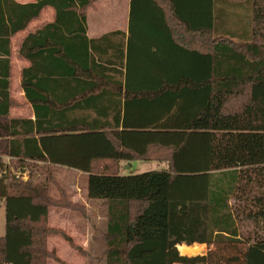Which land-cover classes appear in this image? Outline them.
<instances>
[{"label":"trees","instance_id":"16d2710c","mask_svg":"<svg viewBox=\"0 0 264 264\" xmlns=\"http://www.w3.org/2000/svg\"><path fill=\"white\" fill-rule=\"evenodd\" d=\"M96 1L0 0V264H46L53 235L87 255L48 225L53 207L86 209L42 183L9 180L4 156L88 174L87 197L108 204L106 264H264V0H221L205 16L175 9L189 40L169 28L166 44L145 32L126 50L106 43L118 32L88 38ZM141 1L132 0L131 29L154 22L136 15ZM46 7L54 20L19 51L35 119L12 116L11 38ZM230 14L242 34L223 25ZM134 160L169 169L120 175L121 161ZM194 244L207 255L188 256Z\"/></svg>","mask_w":264,"mask_h":264},{"label":"crops","instance_id":"0c3cea01","mask_svg":"<svg viewBox=\"0 0 264 264\" xmlns=\"http://www.w3.org/2000/svg\"><path fill=\"white\" fill-rule=\"evenodd\" d=\"M17 3L20 4H28L36 2L37 0H15ZM216 4L214 6V0H150V1H141L137 2L136 4V15L141 16L142 12L139 11V9L143 10V13H146L148 16L151 15L154 18V22H152L149 25V28H145L143 26V23H139L138 21H134L132 23V29H131V13H132V0H97L96 6L91 7L88 10L87 14V23H88V29H87V36L89 39H100L104 37L107 34L118 32L117 34H114L106 40V43H110L112 45H121L123 44L125 46V50L127 49L129 45V41H132V45L135 47L142 43V39L144 38L143 35L145 32H148V39L149 41L157 42V43H163L165 41V44L167 43V33L168 29L171 28L173 32H175L176 37L179 41L183 40L184 36H186V40H189L188 38V32L184 28V26L177 21V19L174 16L175 9L179 10L180 13L183 14H199V15H206L208 14L212 9L213 11L215 9H220L218 13H220L222 10V1L216 0ZM218 2V3H217ZM140 3V4H139ZM212 6V9H211ZM166 13L167 21L170 26L165 25L162 20V12ZM55 18V10L52 7H46L39 18L33 20L29 27L21 31L11 38V84H10V92L12 97L15 100H20L21 105L26 103L27 108V114L26 115H19L20 117H26V118H32L35 119V112L32 104L28 101L25 95V91L21 84L22 79V70L30 65V62L25 57L21 56L19 51L20 47L23 43V41L26 39V37L30 33H35L38 29L41 28L44 24L48 22H52ZM137 48V47H136ZM134 48V50L136 49ZM120 78V75L118 76ZM125 79V76H123V81ZM20 105V106H21ZM18 107H12L11 109V115L13 116V111L17 109ZM9 158V157H8ZM134 161H157V160H134ZM128 161H121L120 163V172L119 174H123L121 168L126 164L129 163L133 166L132 162ZM157 162H165L166 161H157ZM168 164V163H167ZM60 167H66L61 166ZM67 169L71 171H77L78 173H81L82 175H85L86 184H85V193L87 194V183H88V174L84 173L82 171L66 167ZM169 169V168H168ZM164 170V169H163ZM83 191H81L82 193ZM74 193V192H73ZM83 194H81L82 200L79 201L77 199V195L74 196L75 201L82 202L87 207V213L86 215H77L70 218L69 221L73 222H80L87 223L92 222L94 223L95 216H94V210L101 206V211L104 210V216L108 220V204L105 202V200L102 199H89L87 196L83 197ZM105 208V209H104ZM66 210H57V214H54V210L51 209L49 211V217H48V225L50 227H58L59 223H65L67 221L65 217ZM53 214L56 217H53ZM100 216V215H99ZM78 217V218H77ZM102 217V216H101ZM59 219V220H58ZM74 233L71 234V237L74 239L75 243L79 245L86 254L93 253V247H94V237L92 236V231H88V229H85V232H82V230L78 227V225L74 228ZM6 232V230H5ZM5 235V234H4ZM2 235V236H4ZM54 236V235H53ZM53 236L48 237V247L53 251L54 249H58L57 246L54 245V243H51V240L54 239ZM104 238V236H103ZM105 239V238H104ZM71 247V246H70ZM107 247V246H106ZM198 249V251L194 252L197 253L200 250L199 245L194 244L192 246H188L189 248ZM74 249L73 247H71ZM76 252H78L76 249H74ZM192 250V249H191ZM190 252V250H189ZM193 253V254H194ZM182 254V253H181ZM186 255V254H183ZM190 255V253H189ZM78 264V263H75ZM85 264V263H82Z\"/></svg>","mask_w":264,"mask_h":264},{"label":"rangeland","instance_id":"374dc122","mask_svg":"<svg viewBox=\"0 0 264 264\" xmlns=\"http://www.w3.org/2000/svg\"><path fill=\"white\" fill-rule=\"evenodd\" d=\"M234 9L233 12H238L243 17L247 15L248 11L245 9L239 10V8H232ZM231 12V11H230ZM229 17H232V14L229 15ZM231 20H234V22H228L227 24H223L226 27H231V29L237 31L236 21L235 17L233 16ZM236 33L242 34V31H237ZM223 36L226 35V33H222ZM18 103H20V100H16ZM21 105V103H20ZM18 106L17 109L13 111V116H19V115H26L27 108L26 103H24L21 106ZM4 160L9 165V168L6 171V175L9 177V180H12L13 177L18 180H24L29 181L31 180L34 183H42L45 185L48 189V194L51 198L55 200H59L61 198L68 199L70 201L76 202L78 204H81L86 209L87 213V207L82 203L79 202L82 200V196L85 197L87 194L85 193V184L86 179L85 175H82L81 173H78L77 171H71L67 169L66 167H60L58 165H50L46 162L41 161H31L26 160L23 162H18L16 159L8 158L7 156H4ZM131 164L126 163L122 168L121 175H136L148 171L153 170H167L168 164L163 162H157V161H134L132 162L133 166H129ZM87 187V186H86ZM81 191H83L81 193ZM74 192V193H73ZM77 195V199L79 201L74 200V196ZM97 200V199H96ZM101 206L97 207L94 210V216L95 220L94 223L87 222L80 224L78 222L69 221L72 215H85L82 210L80 211H74L72 209H61L57 207H53L54 214H57V210H66L65 217L67 221L65 223H59L58 227H55L57 229L63 230L68 236H71V234L74 233V228L78 225V227L82 230V232H85V229H90L92 231V236L94 237V247H93V253L84 255L81 254L79 251L76 252L74 249H72L70 242L68 239H66L63 236H57L54 235V239L51 240V243L58 247V249H54L55 257H50L47 259L46 264H106L107 263V247H106V240L103 238L105 231L107 229V219L104 216V210L101 211ZM105 209V208H104ZM53 214V217H56ZM77 214V215H75ZM100 215V216H99ZM71 216V217H70ZM102 216V217H101ZM78 218V217H77ZM60 219V218H59ZM58 219V220H59ZM6 230V210L5 206L3 204L0 205V236L5 234ZM73 239V238H72ZM74 241V239H73ZM75 242V241H74ZM200 247L199 252L194 253L198 251V249L191 248L192 250H186V253L188 256H196L201 255L205 256L209 252V247L207 244H205V247L201 246L200 244H197ZM71 246V247H70ZM192 246V245H191ZM49 248V247H48ZM51 250V249H49ZM190 253V255H189ZM194 253V254H193Z\"/></svg>","mask_w":264,"mask_h":264}]
</instances>
